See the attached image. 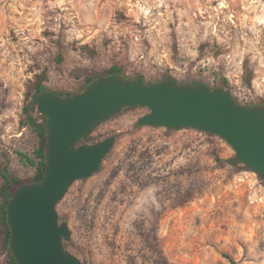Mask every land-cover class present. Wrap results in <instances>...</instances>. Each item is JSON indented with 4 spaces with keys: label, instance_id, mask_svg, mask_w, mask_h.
Here are the masks:
<instances>
[{
    "label": "rangeland",
    "instance_id": "rangeland-1",
    "mask_svg": "<svg viewBox=\"0 0 264 264\" xmlns=\"http://www.w3.org/2000/svg\"><path fill=\"white\" fill-rule=\"evenodd\" d=\"M39 65L53 93L118 66L148 84L226 80L235 101L260 108L264 0H0V167L25 181L35 170L18 152L32 154L36 137L20 122ZM148 113L124 109L91 133L115 145L57 205L67 251L85 264H264V180L231 163L220 137L138 127Z\"/></svg>",
    "mask_w": 264,
    "mask_h": 264
},
{
    "label": "water",
    "instance_id": "water-1",
    "mask_svg": "<svg viewBox=\"0 0 264 264\" xmlns=\"http://www.w3.org/2000/svg\"><path fill=\"white\" fill-rule=\"evenodd\" d=\"M35 105L47 120V164L43 180L25 184L8 203L10 250L17 264H83L63 247L71 231L60 222L57 205L73 183L100 171L115 145L114 138L86 147H78V142L124 109L149 110L138 120L140 126L193 129L220 137L237 161L264 180V108L242 106L221 89L103 76L75 96L44 93Z\"/></svg>",
    "mask_w": 264,
    "mask_h": 264
},
{
    "label": "trees",
    "instance_id": "trees-1",
    "mask_svg": "<svg viewBox=\"0 0 264 264\" xmlns=\"http://www.w3.org/2000/svg\"><path fill=\"white\" fill-rule=\"evenodd\" d=\"M73 47L74 49L76 50L79 49L83 53L89 54L91 56H95L97 54V51L91 50V48L88 45H83L80 47H78L77 45H74ZM61 61H62V58H59L58 62L60 63ZM36 70L38 72L35 74L33 79L30 80L28 83L25 104H24L23 111H22V119L20 122V125L22 128L30 129L32 134L36 137V146L32 154L18 152V155L20 156L21 161L27 166L34 168L35 170L34 176L30 179V181H25L12 174V172L9 169L8 162L6 165H3L0 167V254L6 255L9 261L8 264H17L10 250L11 230H10L9 223H8V212H7L8 203L11 200L14 192H16L18 189H20L25 184H37L41 182L43 180V177L46 171L47 138H48V130L46 126L47 120L44 116L40 115L39 112L37 111L35 100L38 96L44 93L51 92V91H49L46 85V82L48 80V69L42 65H39ZM122 72L123 71L120 67L113 66L111 69L103 72L102 74L93 73L91 74L90 77L85 78L84 87L79 93H82L83 91H85L95 80L103 76H106V77L107 76H121L125 79V77L122 75ZM126 80L146 83L145 78L142 75L136 76L133 79L126 78ZM163 81L177 83L176 80L172 78L171 76H167ZM192 85H196V84H192ZM218 89L224 90L230 94L229 84L226 80H224V82L221 85H219L216 89H213V90H218ZM79 93H65V94L54 93V94L60 97H69V96H75L76 94H79ZM248 106L249 105H247V107ZM135 108H138V107H135ZM260 108H264V105L260 106ZM99 125H97L92 130V132ZM137 126L145 127V126H140L138 124ZM95 144H98V143H93L92 137L89 136L88 138H84L80 140L77 146L86 147V146H91ZM230 162L233 164L242 165L245 169L250 170L242 162L237 161L236 158H233L232 160H230ZM64 241L65 240H63V247L67 251ZM232 263L235 264V262H232Z\"/></svg>",
    "mask_w": 264,
    "mask_h": 264
}]
</instances>
